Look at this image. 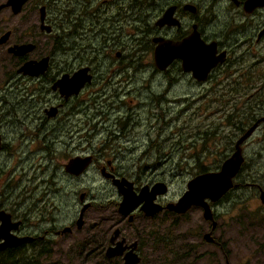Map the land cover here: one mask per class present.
I'll return each instance as SVG.
<instances>
[{
	"label": "rangeland",
	"instance_id": "1",
	"mask_svg": "<svg viewBox=\"0 0 264 264\" xmlns=\"http://www.w3.org/2000/svg\"><path fill=\"white\" fill-rule=\"evenodd\" d=\"M45 1L49 0H35L37 6ZM52 1L47 5L52 12L55 7L61 19L55 25H61L57 31L62 30L64 37L58 51L53 49L51 37L39 35L35 41L38 54H52L54 74L56 69L65 73L67 67H76L81 61L79 53L83 62L97 64L105 79L93 86L98 98L84 102V113L68 119L60 116L59 121H42V108L48 97L54 98L49 93H42L36 102L19 87L10 86L4 91L5 102L0 101V208L22 220L25 233L42 237L35 242L41 264H122L119 258L103 254L116 227L128 241L141 237L138 264H264V206L258 199L259 190L264 189L262 129L241 148L243 165L233 179L237 186L211 206L216 221L211 235L218 245L203 241L210 224L196 207L182 215L162 210L147 217L135 210L132 222L126 223L117 211L120 193L100 173V167L110 161L116 178L133 181L135 191L162 181L167 190L158 201L175 202L186 182L198 173L197 162L206 172L215 171L231 154L236 134L233 125L225 122L226 115L240 118L250 105L264 114V89L234 84L233 77L222 73L212 88L206 83L165 90L161 73L153 69L147 43L150 35L142 32L164 7L171 3L196 5L206 18L210 15L207 20L215 16L212 27L217 30L227 21L223 2L206 9L210 0H137L134 5L131 0H120V4L111 0ZM33 13L37 19L36 9ZM97 14L110 34L106 42L84 39L87 25L96 22ZM76 24L82 26L81 38L72 33ZM81 48L87 53L82 54ZM92 48L97 50L90 53ZM34 52L27 57L37 54ZM72 54L75 59L68 64ZM251 70L252 76L264 75V61ZM150 143L154 147L149 148ZM87 154L93 162L80 176L65 173L63 164L69 157ZM85 202L90 206L77 229L75 220ZM68 225L70 233H53ZM30 250L28 245L21 252L25 255Z\"/></svg>",
	"mask_w": 264,
	"mask_h": 264
},
{
	"label": "flooded vegetation",
	"instance_id": "2",
	"mask_svg": "<svg viewBox=\"0 0 264 264\" xmlns=\"http://www.w3.org/2000/svg\"><path fill=\"white\" fill-rule=\"evenodd\" d=\"M8 1L9 0H0V101L2 103L5 102L3 100L5 97L4 91L6 90V92H8V88L10 86H13L14 88L19 87L21 90L25 91L32 101L37 102L38 100H40L42 93L45 94L49 93L52 97H54L52 101L51 98L48 97V101L46 102L47 103L46 107L44 106L42 108V112L44 113V118L42 119V121H47L49 119H56V121H59L60 116H62V118L68 119L69 116L73 115L74 113L77 114L80 111L81 114L84 113L86 108V106H84V102L86 100L92 101L94 100V98H98L97 97L98 89L95 90L93 86L97 83H99L98 85L102 84V82L104 83L105 77H103L100 74L101 73L99 70L100 68L97 66V64L94 65L91 60L86 59L87 62H83L84 60L82 56L78 55L79 54L78 53L77 56L80 58L81 61L77 63L78 65L76 64L77 66L75 65L76 67H74V65L67 67L69 70H67L68 72L65 73L64 72L61 73L60 70L56 69L53 74L52 66L50 65V63H52V54L50 55L38 54L39 45L35 43L37 37L41 34H44L45 36H48V38L51 37L50 40L53 44L52 45L53 49L58 51L60 49L59 48L60 42L64 37L63 36L64 32L62 30L61 33L57 31L58 27L61 25L59 26L58 24L55 25V21L57 20L58 22H60L61 19H58V14L55 11V7L53 6V12H52L50 7L47 5L53 3V1L52 0L45 1L47 2L46 4L38 3L37 6L35 0H34V5L31 3L32 0L31 1L24 0L21 3V5L18 6L17 11L15 12L12 10L10 5H7ZM118 1L120 0H111L110 3L120 4ZM131 1H133V5H134V3H136L137 0H131ZM259 1L257 0L254 3V2H250V0H210V4L207 5L206 9H213V7L210 6H213L215 3H220V2H223L224 7H226L227 9V11L225 12V16L227 17V21L225 23L226 25L224 24L225 26H223L221 29L218 28L217 30H215L212 27V24H215L212 23L215 20V16L212 14L211 18L207 20L210 15L206 18L205 14L202 15L201 10L196 5L190 3V5L194 7L193 11L184 8V5L186 3H182L179 5L176 3H171L168 4L166 7H164V9L158 15L157 18L161 16L163 11L167 7L174 6L172 16L178 21V24L163 25L159 27L155 25V21L157 20L156 18L151 24L148 25V27L143 28L144 32H146L147 35H150L147 43L151 45L152 50L155 45L154 42L152 41L153 37L159 36L172 41H179L187 37L192 30H196L199 34V38L205 44H210V43L214 44V51H215L214 56H216V58L222 55V59L220 61L218 59V61L210 68L204 80H197L193 77L191 71H184L181 68L182 61L179 59L171 60V62L163 70L156 69L152 64L153 69H155L156 72L158 71L161 73L162 79L164 80L165 83V90H169L174 87L177 88L180 87V85L202 87L206 83L208 84V87L211 86L212 88L213 86L216 85V81H220L222 79L223 77L222 73H224V76L227 75L233 77L234 84L237 85L240 84L248 89L250 88L254 90H263L264 75L261 73L260 75L258 74L256 76L251 75L252 73L251 69L254 68V65L255 64L257 65V63L260 61L261 62L264 61V0H259ZM26 4H28V6H26ZM35 9L37 12V17H36L37 19H35V14L33 13ZM206 12H211V10H208ZM99 17H101V15L97 14L96 23L95 24L90 23L87 25L88 27L83 33L84 39L96 40L99 38L100 41L102 40L105 42L109 40L110 34L107 33V30L104 27L105 25L102 27V24L98 19ZM186 19H188V21H185ZM82 31L83 30L81 26L78 30L76 31L73 30L72 33L75 36L76 35H78V37L80 36L79 38H81ZM20 45H32V48L24 52L23 54H15L13 50L16 51V47ZM106 46L103 45L104 48ZM55 50L52 51L53 54L58 53ZM92 50L96 51L97 49L95 50L93 48L90 49V53H93ZM34 51L37 52V54L33 55V57H27L28 55L30 56V53H33ZM80 52L82 54L87 53V51L84 48L83 49L81 48ZM119 55L120 54L118 52L114 53V56L117 58L119 57ZM70 57L71 59H69L68 64L74 61L75 55L72 54ZM42 58H47L46 66L42 71L38 69L37 71L34 72V74H25L20 70L21 66L25 62L39 61ZM247 59H250V61H248ZM151 62H152V51H151ZM85 67H87V71L84 75L88 77V80H84V82L78 88L76 93L72 92L67 95H65L64 93L63 94L60 93L59 87L55 84L56 81H58L60 77L64 74L71 76L74 73V71ZM114 73L115 71H113V74ZM213 80H215V82H213ZM220 83H222V81ZM115 95H117L116 92H114L113 96ZM257 104L258 103H255V105ZM254 107L255 106L250 105V107L246 109L248 110L247 114L245 115L242 114L240 118L232 114H228L225 116V122H229L233 125L236 134V138L232 144V152L234 151V145L236 140L255 121L264 118V114L260 113L261 110L256 109ZM244 119L245 120L249 119L251 123L249 122H247L246 124L241 123V120ZM233 121H238V123L234 125ZM259 128L262 129V131L264 132L263 121H259L255 129L252 131L251 135H249L248 138H246L239 144L240 153L242 146L252 136V134L255 131H257V129ZM0 149H1V140H0ZM74 156H78V155H74ZM74 156L69 157L67 161ZM85 156L90 157V162L78 175H74L73 173L68 172L64 169V165L67 163V161L63 164V170L65 171V173L72 176H80L93 162L92 155L87 154ZM85 156L81 155L79 157H85ZM106 165H102L100 167V170H103L104 173L111 174L114 177H116L115 174H113L112 172L113 168L112 166H110V161H107ZM242 165H243V161L239 167L238 172L232 178L233 186L229 190L237 186V184L233 183V179L237 177ZM121 177H117V178H121ZM108 179L111 180V178L109 177ZM131 183H132L133 191L138 192L139 189H137L136 191L134 190V186H133L134 182L132 181ZM153 183L147 186L150 187ZM226 193L222 197H224ZM158 196L160 195H157L155 197L154 200L155 203L163 206L162 210H165L167 212H172L164 208V205L167 202L165 204L160 203L158 201ZM221 198L218 199L217 201L219 202ZM217 201L209 202L210 209L211 206L218 204ZM17 204L19 203H16L15 206ZM83 204L84 203L81 204V207ZM89 206L90 204L88 205V207ZM192 207L201 209L198 206H192ZM0 210L9 214V221L11 223L18 222L16 228H11L9 230L10 233L16 236L32 237L31 240L25 241L24 243L18 246L25 248L29 245L30 242L34 240L36 241V238H39L37 239V241L42 238L39 236L34 237L29 233H25V231L23 230L22 220L13 218L10 212H7L2 208H0ZM135 210L142 212L138 208H136L131 212L132 217H133V212ZM119 215L123 219V221H126V223H131L134 218L133 217L132 220L128 222L127 220L128 216H123L120 213ZM142 215L144 216L143 212ZM212 217L213 220L215 221L214 219L215 214L213 213V211H212ZM82 220H83V215H82ZM209 224H210V228L209 231L207 232H209V236L211 237L212 240L210 242H206L203 238V235H202V239L206 243L218 245L217 241L211 235L212 234L211 232L215 229L216 224L215 227L212 229H211L210 221ZM66 227L69 228L68 233H70L71 232L70 225L64 226L60 230H54L53 233L55 235L61 234V230ZM115 229L118 230V235L115 237L113 243L121 239H123V245H129L131 243H134L135 246L133 252L139 258V261L135 264H138L142 259L140 252V246L142 244L141 237L137 236L133 238L131 241H128L126 236L122 235V229H120V227H116L114 228V230ZM113 231L112 234L109 235V237L107 238V244H105L106 246L104 247V252L108 246L112 245L110 238L113 235ZM207 232H204L203 234ZM8 248H13V247H8ZM125 251L126 250H124L123 253ZM104 252L103 254L105 256ZM114 258H119L123 264V260L121 256H115ZM224 263L228 264L227 261H224Z\"/></svg>",
	"mask_w": 264,
	"mask_h": 264
},
{
	"label": "water",
	"instance_id": "3",
	"mask_svg": "<svg viewBox=\"0 0 264 264\" xmlns=\"http://www.w3.org/2000/svg\"><path fill=\"white\" fill-rule=\"evenodd\" d=\"M23 1L24 0H9L7 5H10L15 12ZM256 1L257 0H250V2L254 3ZM184 8L191 11L194 10V7L190 4H185ZM173 10L174 6L167 7L161 16L157 18L155 25L159 27L163 25H177L178 21L172 16ZM152 41L155 44L152 50V63L158 70H163L171 60L179 59L182 61L181 68L184 71H191L195 79L204 80L210 68L218 59L219 61L222 59V55L217 58L214 56V44H205L199 38V34L196 30H192L187 37L179 41H172L159 36L153 37ZM31 48L32 45H20L16 47V51L13 50V52L15 54H23ZM46 61L47 58H42L39 61H27L21 66L20 70L25 74H34L38 69L42 71L45 68ZM86 71L87 67L74 71L71 76L67 74L62 75L55 83L59 87L60 93H64L65 95L72 92L76 93L84 80H88V77L84 75ZM259 121L264 122V118L255 121L236 140L234 151L222 161L217 170L194 175L186 182L185 190L177 200L175 202H167L164 208L176 214H183L190 207L198 206L202 210L203 219L210 221L211 229L214 228L216 223L213 220L209 202L217 201L233 186L232 178L238 172L243 161L239 144L251 135ZM89 162L90 157L88 156H74L67 161L64 165V169L74 175H78ZM100 173L103 177L111 178V183L115 186L118 193H120L121 199L117 204V211L123 216H128V222L132 220L133 217L131 212L136 208L142 211L144 216H153L163 209V206L155 203L154 200L157 195H163L166 192L167 187L164 182H154L150 187L142 185L138 192H134L132 183L126 178H116L111 174L104 173L103 170H100ZM79 199H83V194H80ZM258 199L260 203L264 205V189L259 190ZM88 205V203H84L79 210V214L75 220L77 228H80L83 224L82 215ZM17 224L18 222L11 223L9 221V214L0 210V250L8 247H17L25 241L32 239L31 236H16L10 233L9 230L11 228H16ZM68 231L69 228L66 227L61 230V233ZM117 235L118 230L115 229L110 238L112 245L105 249V257L112 258L121 256L123 264L137 263L139 258L133 252L135 244L123 245V239L113 243ZM203 238L206 242L212 240L209 236V232L203 234ZM124 250L126 251L123 253Z\"/></svg>",
	"mask_w": 264,
	"mask_h": 264
},
{
	"label": "trees",
	"instance_id": "4",
	"mask_svg": "<svg viewBox=\"0 0 264 264\" xmlns=\"http://www.w3.org/2000/svg\"><path fill=\"white\" fill-rule=\"evenodd\" d=\"M139 3L140 2L138 1L137 4H139ZM96 19H97V16H96ZM80 27H81L80 24H76L72 28H74V30L76 31ZM144 33L145 32H142V34H144ZM143 46H145V45H143ZM247 122L251 123V121L249 119L241 120V123L246 124ZM152 147H154V145H153V143H150L149 144V148H152ZM196 164H197V167H198L197 168L198 169V173L197 174L206 172V170L203 168V165H201L199 162H197ZM35 242L36 241L34 240V241L29 243V246H30L31 250L29 251V253H26L28 255L25 254L26 256L24 255V252H21L22 247H20V246L13 247V248H7V249H4V250H0V264H41V262L39 261V256H40L39 251H37L35 253V249H36ZM44 250L45 249L42 248L41 251L44 252Z\"/></svg>",
	"mask_w": 264,
	"mask_h": 264
}]
</instances>
